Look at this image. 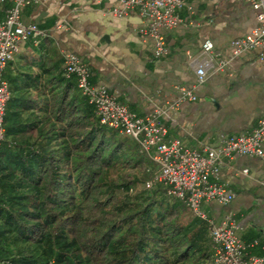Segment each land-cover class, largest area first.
Returning a JSON list of instances; mask_svg holds the SVG:
<instances>
[{
    "label": "trees",
    "instance_id": "1",
    "mask_svg": "<svg viewBox=\"0 0 264 264\" xmlns=\"http://www.w3.org/2000/svg\"><path fill=\"white\" fill-rule=\"evenodd\" d=\"M30 41L4 73L0 264H214L209 224L102 124L64 59Z\"/></svg>",
    "mask_w": 264,
    "mask_h": 264
},
{
    "label": "crops",
    "instance_id": "2",
    "mask_svg": "<svg viewBox=\"0 0 264 264\" xmlns=\"http://www.w3.org/2000/svg\"><path fill=\"white\" fill-rule=\"evenodd\" d=\"M183 1L180 14L192 25L165 32L168 55L159 60L139 34L143 20L137 13L124 19L109 14L116 0H40L23 9L22 21L44 31V46L63 59L67 52L78 55L90 68L92 83L106 87L133 113L145 117L156 107L168 109L164 124L170 138L192 149L214 147L251 131L264 117V63L247 54L201 84L194 63L206 41L229 55L232 42L257 27V12L247 0ZM11 5L0 0V21ZM179 86L192 89L197 100L169 108L180 99ZM220 177L235 199L226 208L210 203L205 211L217 220L233 214L238 238L258 240L260 247L251 253L264 257V158L235 157L225 162Z\"/></svg>",
    "mask_w": 264,
    "mask_h": 264
},
{
    "label": "built area",
    "instance_id": "3",
    "mask_svg": "<svg viewBox=\"0 0 264 264\" xmlns=\"http://www.w3.org/2000/svg\"><path fill=\"white\" fill-rule=\"evenodd\" d=\"M11 1L6 18L0 21V146L6 136L5 116L11 98L9 84L4 79L7 66L25 43L31 41L37 47L47 37L36 24L25 25L22 21L23 9L39 4L40 0ZM247 3L257 12V27L236 38L229 55L217 51L212 42L206 41L202 46V58L194 63L199 84L210 74L226 71L234 60L247 54H257L264 63V0H247ZM184 7L183 0H116L108 12L120 19L137 13L143 20L139 34L152 43L154 57L159 60L168 55L165 32L192 25L180 14ZM64 67L66 77H75L79 90L95 107L102 124L134 140L141 152L157 166V173L146 183V188L151 189L157 183L164 185L170 197L185 203L195 217L209 224L215 247L214 264H264V257L251 253L260 247V242L246 243L236 235L238 227L233 214L226 213L217 220L204 209L210 203L226 208L235 199V194L220 177L226 161L238 156L264 158V117L242 135L227 137L214 147L192 149L181 140L169 137V129L164 124L168 109L156 107L147 116L140 117L120 103L106 87L94 85L90 68L78 55L65 53ZM177 90L180 99L169 108L197 100L192 89L179 86Z\"/></svg>",
    "mask_w": 264,
    "mask_h": 264
}]
</instances>
